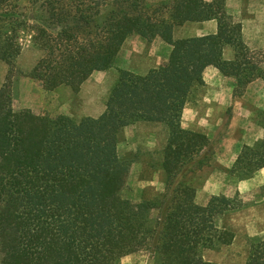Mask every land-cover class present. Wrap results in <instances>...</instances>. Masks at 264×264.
I'll list each match as a JSON object with an SVG mask.
<instances>
[{
  "label": "trees",
  "instance_id": "1",
  "mask_svg": "<svg viewBox=\"0 0 264 264\" xmlns=\"http://www.w3.org/2000/svg\"><path fill=\"white\" fill-rule=\"evenodd\" d=\"M213 18L217 34L172 39L176 25ZM132 34L159 36L172 52L145 75L120 70L99 117L12 108L23 37L42 51L28 77L46 90L78 91L92 72L114 64ZM227 44L232 60L222 58ZM252 53L227 20L224 0H0V60L8 67L0 87V264H118L136 252H146L151 264H215L202 249L234 237L218 218L247 204L221 195L196 202L189 178L211 164L214 150L206 134L180 127V114L209 65L234 77L235 96L264 80ZM137 121L168 128L164 192L153 200L122 195L128 161L118 155V133ZM262 167L264 135L242 147L231 173L243 180ZM245 264H264V239Z\"/></svg>",
  "mask_w": 264,
  "mask_h": 264
},
{
  "label": "rangeland",
  "instance_id": "2",
  "mask_svg": "<svg viewBox=\"0 0 264 264\" xmlns=\"http://www.w3.org/2000/svg\"><path fill=\"white\" fill-rule=\"evenodd\" d=\"M158 1L160 0H149L151 3ZM244 2L246 8L240 10L233 18V25L239 29V21L244 20L248 24L249 40L252 43L248 48L253 51L249 56L250 61L264 68V0ZM128 45L129 49L135 47L133 43ZM41 55L42 51L31 43L29 36L23 37L21 52L15 60L17 76L12 90V108L15 111L26 109L52 118L65 115L79 120L86 117L85 113H88L91 107H101L106 91L111 89L120 71L119 58L110 68L95 73L81 93L80 90L74 91L65 85L54 90H45L39 81L27 76ZM120 55L123 56L122 52ZM7 70V65L0 60V87L5 81ZM260 101L259 99L258 102ZM245 107L251 109V122L262 126L264 101L262 100L258 107H252L248 103ZM227 114H230L229 111ZM226 122L222 123L218 136L225 132ZM149 125L134 122L122 127L118 133V155L122 160L128 161V177L122 195L132 201L157 199L164 192V175L160 166L168 128L162 123L161 126ZM231 169L223 168L213 161L189 178V182L196 189V202L199 204H206L214 195L226 196L247 204L218 218V226L231 231L234 237L229 244L215 249H202V258L215 264H245L251 246L264 239V167L260 168L261 172H257V179L245 186H238L240 179L231 173ZM255 174L256 171L252 176ZM248 187L251 189L246 191ZM238 189L246 192H240ZM209 190H214L217 194L210 195ZM118 264H151V261L146 252H136L123 257Z\"/></svg>",
  "mask_w": 264,
  "mask_h": 264
},
{
  "label": "crops",
  "instance_id": "3",
  "mask_svg": "<svg viewBox=\"0 0 264 264\" xmlns=\"http://www.w3.org/2000/svg\"><path fill=\"white\" fill-rule=\"evenodd\" d=\"M204 1L208 3L212 2V0ZM224 7L227 20L233 24V18L237 16L240 10L246 8V3L244 0H224ZM239 24L241 39L247 46L251 45L248 24L244 20L239 21ZM217 33L218 20L215 18L203 21H187L173 28L172 39L175 41L185 38L215 35ZM132 36L135 37L130 38ZM129 43H133L135 47L132 46L129 49ZM227 45L222 49V58L232 60L235 55L234 48L230 44ZM172 48L170 43L164 41L159 36L147 40L140 35L132 34L122 44L116 60L120 58V70L145 75L151 70L165 64L172 52ZM121 52L124 57L120 55ZM103 71L105 70L92 72L80 85V93L86 86L85 84L89 80L91 81L95 73ZM235 83L232 77L224 75L217 67L213 65L205 67L202 72V83L192 88L182 108L179 120L181 128L206 134L213 146V161L229 170L233 166L242 147L244 145H254L264 135L263 127L251 122V109L245 107L247 103L252 107H258L260 102L264 101V82L261 79L253 80L245 87L240 96L234 95ZM110 90L106 91L101 107H91V110L85 113V116L97 118L105 112ZM259 99L261 100L260 102H258ZM228 111L230 114H227ZM224 121H227L226 128H224L225 132L221 136H218V132L222 129L221 125ZM137 122L150 124L149 126L153 127L156 125L161 126V122ZM166 140L167 137L165 138V143ZM261 171L262 169L256 171L254 177L252 176L250 179L240 180L238 186L240 184L244 186L250 184L254 179H257L256 176L259 174L257 172ZM251 187H248L246 191L251 189ZM208 193L210 195L217 194L214 190H209Z\"/></svg>",
  "mask_w": 264,
  "mask_h": 264
}]
</instances>
